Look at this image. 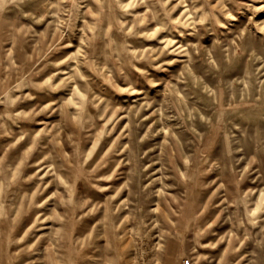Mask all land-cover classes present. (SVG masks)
Listing matches in <instances>:
<instances>
[{"label":"rangeland","instance_id":"1","mask_svg":"<svg viewBox=\"0 0 264 264\" xmlns=\"http://www.w3.org/2000/svg\"><path fill=\"white\" fill-rule=\"evenodd\" d=\"M264 264V0H0V264Z\"/></svg>","mask_w":264,"mask_h":264},{"label":"built area","instance_id":"2","mask_svg":"<svg viewBox=\"0 0 264 264\" xmlns=\"http://www.w3.org/2000/svg\"><path fill=\"white\" fill-rule=\"evenodd\" d=\"M185 264H190V261H189V260H187V261L185 262Z\"/></svg>","mask_w":264,"mask_h":264}]
</instances>
